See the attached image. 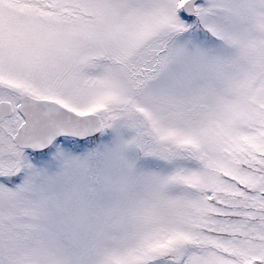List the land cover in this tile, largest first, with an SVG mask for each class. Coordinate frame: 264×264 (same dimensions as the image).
Segmentation results:
<instances>
[{"label": "snow or ice", "instance_id": "1", "mask_svg": "<svg viewBox=\"0 0 264 264\" xmlns=\"http://www.w3.org/2000/svg\"><path fill=\"white\" fill-rule=\"evenodd\" d=\"M0 264H264V0H0Z\"/></svg>", "mask_w": 264, "mask_h": 264}]
</instances>
